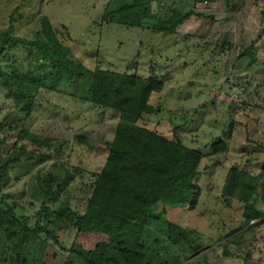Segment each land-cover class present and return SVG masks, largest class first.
<instances>
[{
	"label": "rangeland",
	"instance_id": "1",
	"mask_svg": "<svg viewBox=\"0 0 264 264\" xmlns=\"http://www.w3.org/2000/svg\"><path fill=\"white\" fill-rule=\"evenodd\" d=\"M107 0H0V31L8 26L13 10L15 30L27 36L38 29L37 19L45 16L55 28H65L69 35L66 45L75 61L90 70L98 63L116 73L147 77L155 68L157 78L166 81L158 96L162 112L145 118L140 125L168 134L171 126H181L177 137L183 146L203 155L209 154V144L230 130L228 113L233 114L234 132L229 140V152L208 156L200 164V176L195 184L200 190L193 211L168 204H158L165 219L190 232V238L201 244L202 252L188 255L187 263L205 255L203 264H264V225L246 232L238 245L228 244L223 255V237L240 227L243 205L221 197L222 183L231 166L252 175L264 166V4L261 0H230L227 10L224 0L194 5L201 18H190L176 28L175 36L163 37L150 31L153 21L142 23V30L127 29L117 23L105 24L100 19ZM192 0L174 3L187 10ZM188 5V6H187ZM212 18L213 23L209 22ZM194 37L192 40L191 37ZM195 37H203L197 40ZM191 38V39H190ZM208 45L206 47V45ZM215 44H218L215 46ZM226 45L223 53L220 45ZM251 50L255 66L246 72V52ZM240 55L246 60L235 61ZM241 102V105H239ZM17 107L5 97L0 87V122L15 115ZM117 115L98 110L83 102L48 91H41L34 102L25 129L39 138L48 139L50 150L44 151L51 160L43 164L20 165L8 171L4 194L6 202L18 216L31 218L40 207L34 179L53 173L54 165H63L72 174V181L59 195L58 202H68L72 211L82 214L90 194L91 173L98 172L105 159L102 146L87 150L75 142L77 136L90 140L110 141L114 135ZM16 132L0 149V155L10 153ZM88 136H92L91 138ZM95 148L96 143H91ZM62 150L56 152V148ZM261 146V147H260ZM249 160L248 162H246ZM82 172L73 174L71 170ZM253 207L264 213V177L258 182ZM32 223V221H31ZM188 232V233H189ZM104 237L68 234L62 243L68 249L75 241L84 249H92ZM225 241V240H224ZM180 247H172L181 255ZM161 253V252H160ZM162 254V253H161ZM65 252L49 248L44 264H64Z\"/></svg>",
	"mask_w": 264,
	"mask_h": 264
},
{
	"label": "trees",
	"instance_id": "2",
	"mask_svg": "<svg viewBox=\"0 0 264 264\" xmlns=\"http://www.w3.org/2000/svg\"><path fill=\"white\" fill-rule=\"evenodd\" d=\"M192 1L195 4L203 0ZM229 1L224 0L227 10ZM188 7L181 11L173 0L168 5L163 0H107L100 21L142 31V23L153 21L151 32L163 37L175 36L176 28L194 16ZM17 14L18 10H13L8 26L0 31V87L18 109L15 115H8L0 122V149L11 134H17L10 153L0 155V264H44L49 248L65 252L64 264H184L189 259L183 253L184 245L192 256L201 253V244L190 238V232L168 222L164 211H158L156 206L176 204L189 211L195 209L200 195L195 184L200 176V164L208 156L214 158L229 152L236 110L232 115L227 114L230 130L209 144V154L189 149L177 137V131L186 124L171 126L168 134L140 125L145 118L162 112L158 96L165 89L166 81L157 78L155 68H150L147 77L116 73L101 68L98 63L88 70L73 59L66 45L69 35L65 28H55L41 15L37 19L38 29L21 36L15 30ZM208 20L213 23L212 18ZM195 39L203 40V37ZM224 48L225 44L220 45V52ZM246 57L243 70L250 72L255 66L251 50L246 52ZM246 57L240 55L235 61ZM41 91L117 115L110 141L75 138L87 150L102 146L105 152L102 167L90 174L93 183L82 214L72 211L68 202H58L59 195L73 179L69 172L59 174L64 168L58 163L54 165L56 171L37 176L33 181L36 196L34 193L32 197H37L41 204L31 218L18 216L15 203L10 206L6 202L4 191L10 168L51 160L44 152L50 150L49 140L25 129ZM91 143L97 144L95 148ZM71 172L79 175L82 170ZM263 177L264 166L255 175L234 166L226 173L221 197L243 205L242 224L221 240L226 257L231 254L225 251V246L238 245L246 232L264 225V213L253 207L258 182ZM71 232L78 236L104 237V240L89 250L75 241L64 249L62 243ZM172 247H180L181 255L173 252ZM205 257L201 255L187 264H203L200 261Z\"/></svg>",
	"mask_w": 264,
	"mask_h": 264
},
{
	"label": "crops",
	"instance_id": "3",
	"mask_svg": "<svg viewBox=\"0 0 264 264\" xmlns=\"http://www.w3.org/2000/svg\"><path fill=\"white\" fill-rule=\"evenodd\" d=\"M163 1H165V2L167 1V5H168L169 2L172 1V0H163ZM176 1H178V0H173V4L176 3ZM208 2H210V0H203V1L198 2V3H195V4H194L193 1H192V3H188V4L190 5V7L192 8V11L194 12V16H192V17H190V18H193V17L198 18V17H196V16H203L202 14L200 15V14H197V13L195 12V10H194V5L201 4V3H208ZM187 6H188V5H187ZM188 20H189V19H188Z\"/></svg>",
	"mask_w": 264,
	"mask_h": 264
}]
</instances>
